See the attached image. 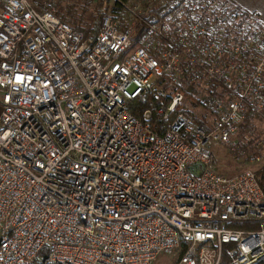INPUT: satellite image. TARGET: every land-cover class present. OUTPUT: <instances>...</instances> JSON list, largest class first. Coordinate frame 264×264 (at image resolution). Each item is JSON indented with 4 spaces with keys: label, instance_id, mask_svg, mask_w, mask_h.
Wrapping results in <instances>:
<instances>
[{
    "label": "built area",
    "instance_id": "1",
    "mask_svg": "<svg viewBox=\"0 0 264 264\" xmlns=\"http://www.w3.org/2000/svg\"><path fill=\"white\" fill-rule=\"evenodd\" d=\"M96 1L97 32L0 0V264H264V135L255 167L213 151L237 158L238 127H264V16Z\"/></svg>",
    "mask_w": 264,
    "mask_h": 264
},
{
    "label": "rangeland",
    "instance_id": "2",
    "mask_svg": "<svg viewBox=\"0 0 264 264\" xmlns=\"http://www.w3.org/2000/svg\"><path fill=\"white\" fill-rule=\"evenodd\" d=\"M62 5H65V11L70 10L73 13L79 14V16L81 17L79 23L83 27H88L90 25L91 15L95 13V8L99 10L96 0H51V6H55L56 8L60 9ZM194 111L196 114H207V111L202 105H196ZM236 135L237 138H239L240 148L244 150V152L240 154L239 157L236 158L229 153L226 154L224 152H221V150H223L225 147L218 142H215L217 147L216 145L215 147H213L214 153L219 155V169L226 173H232L241 170L246 166L255 167L254 165H252L250 157L255 149L254 143L256 139L264 135V127L262 126L261 119L250 116L247 122L238 127V132ZM260 177L262 179L261 175ZM177 255V250L170 254L160 253L152 264H172Z\"/></svg>",
    "mask_w": 264,
    "mask_h": 264
},
{
    "label": "trees",
    "instance_id": "3",
    "mask_svg": "<svg viewBox=\"0 0 264 264\" xmlns=\"http://www.w3.org/2000/svg\"><path fill=\"white\" fill-rule=\"evenodd\" d=\"M66 12H67V14H66ZM103 14H104L103 11L97 10V8H95V13L91 15L90 25L88 27H83L82 25H80L79 21H80L81 17L79 16V14L73 13L70 10L64 11L62 14V17H63V19L67 20L68 22H71V24L74 28L82 29L84 31L91 29V30H94L95 32H97L100 29L101 19H102ZM260 175L262 176V179H261ZM258 179H259L260 184L264 188V185H263V183H264V167L258 171ZM262 180H263V183H262ZM255 222L256 221H253V220H244V221L237 222L235 225L237 227H242V228H255V227H257Z\"/></svg>",
    "mask_w": 264,
    "mask_h": 264
},
{
    "label": "crops",
    "instance_id": "4",
    "mask_svg": "<svg viewBox=\"0 0 264 264\" xmlns=\"http://www.w3.org/2000/svg\"><path fill=\"white\" fill-rule=\"evenodd\" d=\"M243 9L257 10L264 16V0H231Z\"/></svg>",
    "mask_w": 264,
    "mask_h": 264
}]
</instances>
